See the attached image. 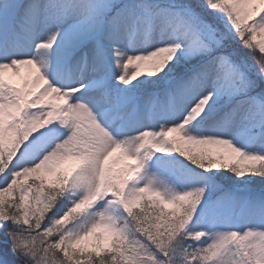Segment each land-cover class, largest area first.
<instances>
[{
  "label": "snow or ice",
  "instance_id": "obj_1",
  "mask_svg": "<svg viewBox=\"0 0 264 264\" xmlns=\"http://www.w3.org/2000/svg\"><path fill=\"white\" fill-rule=\"evenodd\" d=\"M0 237L264 264V0H0Z\"/></svg>",
  "mask_w": 264,
  "mask_h": 264
},
{
  "label": "trees",
  "instance_id": "obj_2",
  "mask_svg": "<svg viewBox=\"0 0 264 264\" xmlns=\"http://www.w3.org/2000/svg\"><path fill=\"white\" fill-rule=\"evenodd\" d=\"M245 55H247L249 57V59L251 60V54L250 53L246 52ZM257 58H259V57H257ZM0 251L3 253L4 257L8 261V264H14V258L11 255L10 251H8V248L4 244L2 237H0Z\"/></svg>",
  "mask_w": 264,
  "mask_h": 264
},
{
  "label": "rangeland",
  "instance_id": "obj_3",
  "mask_svg": "<svg viewBox=\"0 0 264 264\" xmlns=\"http://www.w3.org/2000/svg\"><path fill=\"white\" fill-rule=\"evenodd\" d=\"M24 72H25V74L27 73V69H24L23 70ZM21 81L17 78V83H20ZM66 167H68L67 165H66ZM51 213H49V215H50ZM0 259H3V260H6V258L4 257V255H3V253L0 251Z\"/></svg>",
  "mask_w": 264,
  "mask_h": 264
}]
</instances>
